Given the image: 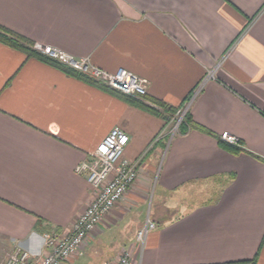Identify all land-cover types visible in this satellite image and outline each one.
<instances>
[{
  "label": "crops",
  "instance_id": "0c3cea01",
  "mask_svg": "<svg viewBox=\"0 0 264 264\" xmlns=\"http://www.w3.org/2000/svg\"><path fill=\"white\" fill-rule=\"evenodd\" d=\"M0 25L37 51L129 71L169 107L202 85L187 115L264 160V0H0ZM170 123L0 42V264L69 230L95 195L74 168L114 127L138 178L62 264L124 251L130 264H264V161L192 129L169 138Z\"/></svg>",
  "mask_w": 264,
  "mask_h": 264
},
{
  "label": "built area",
  "instance_id": "2783aa9c",
  "mask_svg": "<svg viewBox=\"0 0 264 264\" xmlns=\"http://www.w3.org/2000/svg\"><path fill=\"white\" fill-rule=\"evenodd\" d=\"M39 52L117 93L137 99L159 112L162 111L156 102L148 98L147 81L129 71L119 69L115 73H108L91 65L86 58L75 59L53 47H43ZM207 78H209V74ZM201 87L202 85L198 86L194 95ZM192 99L193 96L178 107L169 118L171 122L168 129L169 138L178 132L179 125L183 122ZM164 132L165 130H162L156 135L150 143V147L164 136ZM221 138L230 144L236 143V140L228 133H223ZM128 142V135L122 129L114 127L89 153L87 158L75 166L74 171L84 176L95 195L86 209L76 217L68 231L64 234L44 232L42 234L44 252L41 255L32 256L28 251L18 246L7 254L3 264H62L79 250L103 217L124 197L138 178L139 159L128 161L123 158ZM155 228L156 224L147 218L136 233V244L139 248L143 247L148 233ZM115 264H130L129 253L124 251Z\"/></svg>",
  "mask_w": 264,
  "mask_h": 264
},
{
  "label": "trees",
  "instance_id": "16d2710c",
  "mask_svg": "<svg viewBox=\"0 0 264 264\" xmlns=\"http://www.w3.org/2000/svg\"><path fill=\"white\" fill-rule=\"evenodd\" d=\"M0 42L17 50L23 51L28 57H34L37 58L45 63H48L62 71H64L66 74L74 76L76 78H79L81 80H84L85 82L95 85L97 87H100L112 94L121 96L122 98H124L126 101L135 104L136 106L142 108L143 110L151 113L154 116L160 117L164 120L165 124L169 121V118L175 113L177 108H173V107H169L166 106L165 104L159 102V101H154L157 104H159V106L161 107L162 111H157L153 108L148 107L147 105L143 104L142 102H140L137 99H133L127 95L124 94H120L117 93L116 91H113L103 85H101L99 82L89 78L86 75H83L67 66L62 65L61 63L49 59L47 58L45 55H43L42 53H40L39 51L34 49V43L33 41H31L30 39H28L27 37L16 33L10 29H7L5 27H3L2 25H0ZM190 95V94H189ZM189 95L186 97V99L189 97ZM196 130L198 132L204 133L206 135L212 136L214 138L217 139V143L218 145L228 151L229 153L232 154H239V153H248L251 154L250 152L246 151L243 147H242V143L238 140H236L235 144H230L226 141H224L221 136L217 137V135H215L214 133H212L210 130H208L207 128L203 127L202 125L194 122L191 117L189 115H185L183 122L179 125V132L184 134L186 133L188 130ZM253 157H255L256 159L260 160V161H264L263 159L259 158L258 156L251 154ZM37 229L40 230V221L38 220L37 222ZM44 231V229H41V232ZM257 255H255L254 259H252L251 262L252 264L255 262Z\"/></svg>",
  "mask_w": 264,
  "mask_h": 264
},
{
  "label": "rangeland",
  "instance_id": "374dc122",
  "mask_svg": "<svg viewBox=\"0 0 264 264\" xmlns=\"http://www.w3.org/2000/svg\"><path fill=\"white\" fill-rule=\"evenodd\" d=\"M198 86H199V85H198ZM198 86H197L194 90H192V92L190 93L189 97H188L187 99H185L184 102L188 101L192 96H193V98H194V96L196 95V94L194 95V92L197 90ZM198 92H199V91H198ZM184 102H183V103H184ZM183 103H182V104H183ZM158 105H159V104H158ZM180 106H181V105H180ZM180 106H178V107H180ZM178 107H177V108H178ZM186 114H187V113H186ZM152 195H153V193L151 194V198H152ZM151 198H150V200H151Z\"/></svg>",
  "mask_w": 264,
  "mask_h": 264
}]
</instances>
